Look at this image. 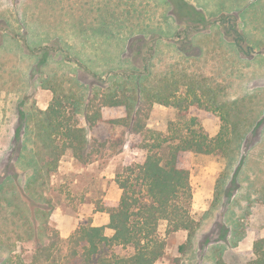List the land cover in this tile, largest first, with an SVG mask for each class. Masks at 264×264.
Segmentation results:
<instances>
[{
    "label": "rangeland",
    "instance_id": "374dc122",
    "mask_svg": "<svg viewBox=\"0 0 264 264\" xmlns=\"http://www.w3.org/2000/svg\"><path fill=\"white\" fill-rule=\"evenodd\" d=\"M189 1L212 16L231 19L236 30L229 34L228 26H203L211 33L204 41L191 32L177 43L176 32L189 26L176 24L167 0H0V264H30L39 241L48 242L36 209L49 213L51 228L56 229L55 213L72 217L80 227L87 217L81 220L79 214L87 216L91 204L97 210L114 198L112 186L128 162L144 161L139 137L122 126L100 124L89 130L90 164L83 167L69 150L55 173L47 176L42 170L37 182L28 183L34 173L28 163L40 147L35 133L29 134L31 141L23 134L27 125L35 132L38 114L25 126L19 112L21 103L29 112L46 110L55 93L79 95L78 82L89 84L93 76L107 79L120 68L140 69L144 47L136 36L144 30L163 33L153 72L206 76L219 95L221 113L229 115L230 137L237 136L235 125L241 134L231 165L228 157L192 155V214L201 226L192 248L180 255L187 233L166 237V223H161L167 247L160 264H216L219 257L228 264L245 263L248 256L240 260L236 253L235 229L242 237L253 223H264V0ZM179 92L178 98L186 88ZM144 111L152 130L166 132L170 120L178 122L172 109L160 105ZM103 112L111 118L126 115L124 110ZM188 112L199 117L211 137L226 124L202 107ZM78 118L88 129L82 115ZM23 142L26 148L19 151Z\"/></svg>",
    "mask_w": 264,
    "mask_h": 264
},
{
    "label": "trees",
    "instance_id": "16d2710c",
    "mask_svg": "<svg viewBox=\"0 0 264 264\" xmlns=\"http://www.w3.org/2000/svg\"><path fill=\"white\" fill-rule=\"evenodd\" d=\"M167 1L172 11L170 16L174 17L176 24L189 26L176 32L177 43L191 32H197L204 41L211 36L205 29L214 26H228L229 34L236 30L231 19L223 15L212 16L196 8L189 0ZM203 26H206L204 31ZM162 36L163 33L156 30H144L136 36L144 47L139 54L140 69L120 68L107 79L93 76L89 84L78 82L79 95L55 93L44 111H26L21 103L19 112L25 126L33 114H38L35 132L27 125L23 134L27 138L25 140L31 141L29 134L35 133L40 147L33 152L35 161L28 163V166H34L28 183L37 182L42 170L47 176L55 173L61 158L69 150L83 167L90 164V154L86 153L90 147L89 130L100 124L122 126L139 137L138 148L146 151L144 161H129L123 174L117 176L116 183L122 190L121 199L118 202L106 201L97 208V212L109 215L107 226L82 225L69 238L63 239L59 231L49 225V213L36 209V220L41 213L44 218L40 231L48 242L39 241L30 264H160L167 247L166 238H162L159 232L163 222L166 223V237L187 233L186 242L179 246L180 255L192 248L201 222L192 214L191 157L194 154L228 157L231 165L235 152L241 149L236 140L241 138V134L237 133L238 126L235 125L234 134L237 136L233 140L230 137L229 115L221 113L223 105L218 101L219 95L207 85L206 76L183 73L177 78L169 73L160 76L153 72L157 44ZM197 43L203 47V42ZM181 51L185 55L188 53L187 57L190 54L186 50ZM181 87L186 88V93L178 98ZM96 102L99 106L93 108ZM65 103L71 106L70 110L64 107ZM154 105L172 109L176 115L178 122L170 120L166 132L148 128L149 114L144 110L149 111ZM192 106L220 115L226 124L216 137L209 135L196 114L188 112ZM104 109L124 110L126 115L111 118L103 112ZM78 115H82L88 129L80 125ZM25 145L23 142L18 150H24ZM20 157L17 163L22 162ZM107 228L114 234L107 235ZM234 233L237 242L243 238L237 234V229ZM251 254L244 264H264V238L255 241ZM19 264L25 262L20 261ZM216 264L228 263L219 257Z\"/></svg>",
    "mask_w": 264,
    "mask_h": 264
},
{
    "label": "crops",
    "instance_id": "0c3cea01",
    "mask_svg": "<svg viewBox=\"0 0 264 264\" xmlns=\"http://www.w3.org/2000/svg\"><path fill=\"white\" fill-rule=\"evenodd\" d=\"M115 184L117 183H114L112 186V190L113 192H115V196L114 198L108 197L107 201L118 202L121 199L122 190L119 188V186H114ZM241 189L243 188L241 187ZM95 211L96 209L94 208V205L91 204L90 213L87 216H85L84 214H79L81 215V218H79L81 220L87 217L85 218L86 222L83 223V225H91L95 227L107 226L110 221L109 215L104 212L101 213V212H97V211L95 212ZM53 217H54L53 222L55 223V227L59 231L60 236L63 239L69 238L75 232V230L79 228L74 223L72 217L68 219L62 213H55ZM179 233H183V232H179ZM106 234L111 236L114 234V231L107 228ZM259 238H264V223H260L258 225H255L253 223V225H250V227L246 229L243 238L238 242V247H237L238 249L236 250L237 255H239L238 259L240 260L243 259L242 257L244 255L248 256L249 258L252 255L251 253L253 251L254 243Z\"/></svg>",
    "mask_w": 264,
    "mask_h": 264
}]
</instances>
